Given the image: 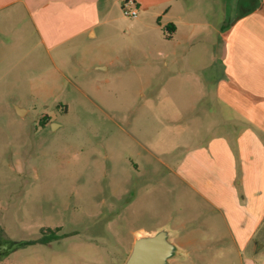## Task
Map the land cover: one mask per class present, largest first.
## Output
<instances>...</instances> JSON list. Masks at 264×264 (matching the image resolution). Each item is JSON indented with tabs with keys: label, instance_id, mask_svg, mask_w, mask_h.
Instances as JSON below:
<instances>
[{
	"label": "rangeland",
	"instance_id": "1",
	"mask_svg": "<svg viewBox=\"0 0 264 264\" xmlns=\"http://www.w3.org/2000/svg\"><path fill=\"white\" fill-rule=\"evenodd\" d=\"M193 3L197 35L181 46L123 17L117 5L104 40L72 45L62 56L21 49L11 70L0 56V251L36 241L0 264H125L140 232L151 230L172 234L175 245L192 235L199 249L192 255L212 258V243H201L207 231L176 234L166 218L203 210L178 198L172 169L183 146L225 128L219 113L211 120L194 108L204 84L215 99L223 68L210 61L209 0ZM193 47L197 55L179 54ZM16 106L26 111L18 115ZM261 222L244 252L230 234L218 244L228 250L215 264H240V253L264 264Z\"/></svg>",
	"mask_w": 264,
	"mask_h": 264
},
{
	"label": "crops",
	"instance_id": "2",
	"mask_svg": "<svg viewBox=\"0 0 264 264\" xmlns=\"http://www.w3.org/2000/svg\"><path fill=\"white\" fill-rule=\"evenodd\" d=\"M137 2L138 22L160 31L163 40H177L181 46L196 37L199 23L193 0ZM117 5L121 11L117 0H0V56L9 57L5 61L11 70L17 65L13 57L21 49L34 55L55 52L62 56L72 45L99 37L104 40L107 25L115 21ZM208 6L210 16H205L204 25L211 32L210 61L221 63L223 78L215 99L208 98L204 84L194 108L205 109L211 120L219 113L225 128L209 132L205 141L183 146L185 153L172 169L178 198L190 207L199 203L203 210H178L166 218L167 227H173L176 234L207 231L201 243H212L209 248L215 251L210 260L207 254L192 255L199 252L194 247L196 237L186 236L175 245L172 234L166 232L174 252L165 264H215L218 256L222 258L221 250H228L218 244L227 243L230 237L244 252L256 242L264 217V0H234L231 13L228 0H209ZM179 54L195 56L197 51L185 48ZM95 63L102 68L104 60L98 57ZM140 233L154 236L156 231ZM187 246L191 250H184ZM239 257L240 264L245 260L256 264L254 257L241 253Z\"/></svg>",
	"mask_w": 264,
	"mask_h": 264
},
{
	"label": "water",
	"instance_id": "3",
	"mask_svg": "<svg viewBox=\"0 0 264 264\" xmlns=\"http://www.w3.org/2000/svg\"><path fill=\"white\" fill-rule=\"evenodd\" d=\"M26 109L17 107L16 112L22 115ZM53 126H56L54 123ZM174 246L167 242V233L147 237H139L133 244L132 251L125 264H165L172 256Z\"/></svg>",
	"mask_w": 264,
	"mask_h": 264
},
{
	"label": "built area",
	"instance_id": "4",
	"mask_svg": "<svg viewBox=\"0 0 264 264\" xmlns=\"http://www.w3.org/2000/svg\"><path fill=\"white\" fill-rule=\"evenodd\" d=\"M120 3V9L125 18H138L140 7L137 0H117Z\"/></svg>",
	"mask_w": 264,
	"mask_h": 264
},
{
	"label": "trees",
	"instance_id": "5",
	"mask_svg": "<svg viewBox=\"0 0 264 264\" xmlns=\"http://www.w3.org/2000/svg\"><path fill=\"white\" fill-rule=\"evenodd\" d=\"M52 238L53 239H56L57 238V235L55 234H52ZM13 243H16V245L14 247H12L5 255H9L11 254L13 251L15 250H19V249H22V248H26L28 246H30L31 244L33 243H36V241H26V240H22V241H14Z\"/></svg>",
	"mask_w": 264,
	"mask_h": 264
},
{
	"label": "flooded vegetation",
	"instance_id": "6",
	"mask_svg": "<svg viewBox=\"0 0 264 264\" xmlns=\"http://www.w3.org/2000/svg\"><path fill=\"white\" fill-rule=\"evenodd\" d=\"M2 255H3V257H4L5 254H4V252H1V251H0V257H1Z\"/></svg>",
	"mask_w": 264,
	"mask_h": 264
}]
</instances>
